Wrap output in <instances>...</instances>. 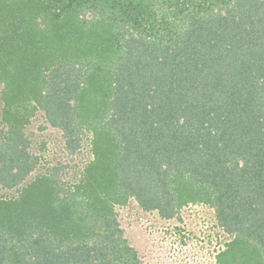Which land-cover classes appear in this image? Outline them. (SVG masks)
Here are the masks:
<instances>
[{"label":"trees","instance_id":"1","mask_svg":"<svg viewBox=\"0 0 264 264\" xmlns=\"http://www.w3.org/2000/svg\"><path fill=\"white\" fill-rule=\"evenodd\" d=\"M0 86V264H142L131 198L207 204L218 263L264 264V0H0ZM39 113L80 176L40 164Z\"/></svg>","mask_w":264,"mask_h":264},{"label":"rangeland","instance_id":"2","mask_svg":"<svg viewBox=\"0 0 264 264\" xmlns=\"http://www.w3.org/2000/svg\"><path fill=\"white\" fill-rule=\"evenodd\" d=\"M2 107L0 98V118ZM45 126L39 113L27 129L34 151L41 156L40 164L45 167L57 160L67 162L69 175L80 176L85 163L92 158L88 143L80 154L71 157L64 148L61 131ZM14 194V190L0 186V196ZM116 211L142 264H219L217 253L234 237L217 223L215 211L204 203L183 206L172 218H164L156 210H143L134 198L117 206Z\"/></svg>","mask_w":264,"mask_h":264}]
</instances>
